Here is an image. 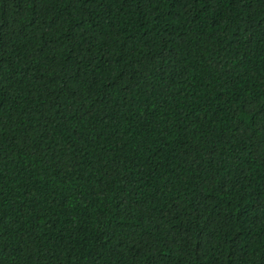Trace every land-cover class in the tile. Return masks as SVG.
Returning <instances> with one entry per match:
<instances>
[{
  "label": "trees",
  "instance_id": "16d2710c",
  "mask_svg": "<svg viewBox=\"0 0 264 264\" xmlns=\"http://www.w3.org/2000/svg\"><path fill=\"white\" fill-rule=\"evenodd\" d=\"M0 264H264V0H0Z\"/></svg>",
  "mask_w": 264,
  "mask_h": 264
}]
</instances>
